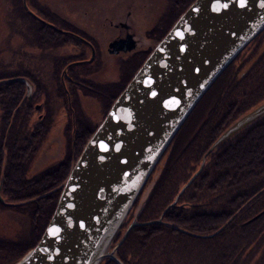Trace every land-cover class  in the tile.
<instances>
[{
    "label": "water",
    "instance_id": "1",
    "mask_svg": "<svg viewBox=\"0 0 264 264\" xmlns=\"http://www.w3.org/2000/svg\"><path fill=\"white\" fill-rule=\"evenodd\" d=\"M263 30L264 0H245L243 7L240 0H194L116 97L61 184L42 236L14 264H124L116 251L128 232L163 219L129 223L111 248L148 179L198 103ZM5 81L24 84L27 100L33 95L28 80ZM263 115L264 103L221 134L208 153Z\"/></svg>",
    "mask_w": 264,
    "mask_h": 264
},
{
    "label": "trees",
    "instance_id": "2",
    "mask_svg": "<svg viewBox=\"0 0 264 264\" xmlns=\"http://www.w3.org/2000/svg\"><path fill=\"white\" fill-rule=\"evenodd\" d=\"M20 8L24 11L22 6ZM36 29L41 35L42 43H49V38L54 36L57 39L55 40L57 43L55 42L53 45L59 47L68 42V39L62 41L63 36H58L57 33H53L47 28ZM53 48L55 46L49 49L51 50ZM70 57L77 58L78 56ZM58 65L61 71L63 69L62 62H59ZM69 67L67 68L69 69ZM89 72L93 71L90 69ZM133 72L128 75L126 74L123 80L124 82L118 85L117 92L112 96L113 101L132 79ZM21 76L29 79L34 85V88H39L37 95L45 93L40 91L37 80L31 79L25 74H21ZM67 81L70 84L72 79ZM227 83L225 81V84ZM216 84L209 89L205 97H203V101L201 100L206 103L205 105L211 106L213 102L215 104L220 102V85L219 82V86H216ZM70 87L72 88V86ZM23 90L24 85L20 82L9 84L7 82L5 86L0 88V91L6 92L5 100L0 102L3 114L2 124L4 125L1 135L3 136L15 108H19L14 116L15 122L19 120V126L18 130L13 134V137L17 140L21 139L22 136V139H25L23 140L24 145L27 144V147H21L20 140L16 142L9 141L7 144L9 165H7L8 172L5 175L4 185L2 186V195L13 202H21L17 209L23 207L21 214H24L33 223L35 222V225L38 227V233L31 241H26L25 239L23 241L20 240V242L13 246L3 243L0 240V264H14L37 244L44 232V228L50 221L49 219L52 216L60 194L61 184L67 178L72 166L71 163L81 155L80 153L86 145V142L102 122L100 120L99 123L92 122L89 124L84 118L80 122L76 120L75 135L73 142L70 144V147L72 144L74 145L73 153L75 154V159L71 157L69 148L68 152H70L64 159L51 165L50 169L46 172L29 178L26 171L28 170L29 163L32 161V154L38 149V144L47 137L51 122H49L50 113H48L49 115L47 114L40 122H37V124L29 128L28 121L32 105L27 103V105L23 104L22 109L18 106L24 95ZM74 91L75 95L79 92L75 88ZM47 94L49 95V93ZM260 100L258 99L255 102L258 103ZM111 104L110 102L107 107ZM198 106L190 114L178 134L195 117H199L200 110L204 113L208 109L207 107L203 109ZM253 106L254 103L250 108ZM24 108L28 110L24 112ZM250 108L249 106L245 107L237 114V117L242 116ZM237 117L224 120L217 128H208L200 136L197 135L196 137V134L192 135L188 142H182L177 148H174V143L178 137L177 134L174 138L175 140L169 146L166 154L167 157L163 164L164 172H166L164 177H166V180L169 179L166 182L170 185L166 189L169 195L170 189L176 188V181H180L183 178L188 179L194 170L200 166L201 158L211 144L220 138L224 130L230 128H227V125ZM2 143L1 141L0 145ZM168 159L170 162L166 166ZM205 159L202 174L184 191V194L181 195L178 201V206H173L166 211L162 222L150 225H139L128 232L125 238L126 240L116 251V257L123 261L124 264H169L167 260L170 263L174 261H178L179 263L183 260L182 264H193L195 261H191L193 260L192 258L190 260L184 256V259H181L180 257L173 256L174 253L176 251L183 252V250L184 253L188 252L187 249H193L198 244L197 241L199 239L197 240L196 235H211L221 228L214 237L210 238L214 243L218 242L216 245L214 243L210 245L214 248L217 257L229 254L231 258H228L229 262L227 264L231 262L233 264H239L235 260H238V258L242 259L246 250L251 247L253 248L254 264H260L264 260V248L262 247L264 246V115L232 134L230 139L215 147ZM146 202L147 204L136 215L137 222L156 220L155 216L162 210H160L158 205L153 204L150 199ZM184 202L188 204H183L179 207ZM157 204H160L159 201H157ZM259 213L263 214L257 218L256 216ZM123 230H125V222L114 238L115 240L113 242L115 244L120 240ZM23 233L25 232L23 231ZM115 244H112L111 248ZM255 247L260 248L254 250ZM167 254L173 258H166ZM250 258L251 255L243 263H248ZM100 264L115 263L104 260Z\"/></svg>",
    "mask_w": 264,
    "mask_h": 264
},
{
    "label": "rangeland",
    "instance_id": "3",
    "mask_svg": "<svg viewBox=\"0 0 264 264\" xmlns=\"http://www.w3.org/2000/svg\"><path fill=\"white\" fill-rule=\"evenodd\" d=\"M45 1L48 2V0H42L41 4L45 3ZM157 1H159L158 7H156L157 12H154L153 16L151 15V18L148 20L145 19L147 14L143 13V10L134 8L135 10L137 9L135 19H137L140 24H144V27H142L144 30L148 28L151 29L154 24L153 19H158L159 16L161 20L168 19L167 21L169 22L171 20L173 21V19H176L183 14L186 8L194 2V0H176V6L174 5L173 13L170 15V9L167 8L168 0ZM157 1L154 0L155 6ZM173 1L174 0H169L170 3H173ZM62 3L65 13L70 14L74 20L78 19L76 28L80 30L78 33L81 37L86 39L84 32L88 31L91 34H94L97 40L102 41H99V45H101V49H103V51L95 52V59H93L92 52L89 47L85 46V48H81L80 44H78L75 40H71L69 37H66L68 42L59 47L53 45L55 42L57 43V41H55L57 40L55 36L49 38V43H42L41 35L33 23H30V16L26 14V12L24 13L23 9L20 8V6H22V8L24 7L22 0H0V79H2L0 80V88L5 86V83H7L5 80L13 78H22L31 82L29 79L25 78V76L24 78L21 76V74H25L29 78L37 80L40 86V91L45 92L44 94L37 95L39 88L37 89V87H35L33 88V95H31L30 99L27 100L26 86L23 84L24 95L18 106L22 109L23 104L32 105L28 121L29 128L37 124V122H40L48 113H50V115H48L50 116L49 122H51V126L48 131V135L40 144H38V149H36V151L32 154V161L29 163L28 170L26 171L29 178L38 176L39 173L46 172L50 169L51 165L64 159L70 151L71 157L75 159V154L73 153L74 145L72 144L70 147L75 135V121L77 120L80 122L84 118L85 121L89 122V124L92 122L99 123L100 120H102L106 106L110 102L113 103L116 100H112V96L119 88L116 84H122L126 77L125 74H131L132 71L137 69L140 64L143 63L142 61L150 55V52L146 51L148 47H145L140 50L137 55H134L129 59L125 68H121V66L117 64L118 57L112 54H107V51H104V49L107 48L106 43L111 35L109 34L108 37L106 34H103L105 30L103 27L105 26L102 21L94 22L92 20V18L97 17V15L103 16L106 14V10H108L107 7H110V5L107 4L105 7H96L94 4H91L90 6L86 3L84 5H80L82 7L81 8L77 3H67V0H63ZM27 5H29L31 10L36 11V8L29 1ZM75 8L77 11L74 10ZM86 10L90 12V15H83L82 12ZM160 28H162V26ZM65 29L69 28L66 26ZM138 29L140 30V28ZM144 32L143 36L148 44L155 43V40H158L157 42H159L161 38H163V33H159L160 31L154 33L147 31ZM66 39H63L62 41H65ZM86 40H88V43L93 42L90 37ZM49 45L51 47L55 46V48L50 50L49 48L51 47ZM73 54H80V56L77 58L70 57ZM80 61H82V63H77ZM59 62H62L63 64V69H61V71L58 68ZM68 65L70 66V69L67 68ZM230 65L228 69L219 77L220 81L218 80L215 83H217L216 86L220 85L221 87L225 84V81L227 83L230 80L229 84L231 89L226 92L225 97L221 98L218 104L213 102V107H215L213 109L215 111H213L211 105L203 114H206L207 117L209 116L208 118L203 116V125L205 128L203 129L202 127L199 131L193 133L192 135L196 134L197 137V135L200 136V134L206 132L210 127H219L225 119L228 120L229 118L232 119L237 117V114H239L245 107L249 106L250 108L254 103L252 108L242 114V116L235 118V120L227 125V128H231L235 122L240 120L247 113H251L254 109L263 105L264 30L260 32V34L256 36L255 39L251 41L250 44L240 53L234 64ZM90 69L93 72H89ZM8 77L13 78L5 79ZM62 77L64 82H62ZM67 77L72 79L70 84L67 81ZM70 86H72V88ZM32 87H34L33 84ZM74 88L79 91L77 95H75ZM3 91H5V89H3ZM3 91H0V102L5 100L6 92ZM47 93H49V95ZM258 99L261 100L258 101V103L255 102ZM1 109L2 108L0 107V143L1 141L3 143L0 145V198L3 203H1L0 206V240H2L3 243L13 246L14 244L20 242V240L23 241L25 239L26 241H31L35 238L38 233V227L35 225V222L33 223L28 217L21 214L23 207L17 209V207L21 204L20 201L13 202L9 200V198L2 195V186L4 185L5 175L8 172L7 165H9L7 144L9 141L16 142L19 140L21 147H27V144L24 145L25 143L23 140L25 139H22V136L21 139L17 140L13 137V134L18 130L19 126V120L16 122L14 121L15 112H17L19 108H15L13 111V115L11 116L7 124L8 126L3 134L4 137L1 135L4 127L2 124L3 114ZM234 109H236L237 112L231 114ZM26 110L28 109H23L24 112ZM198 123L194 126V131L197 130L199 125ZM227 130H224V132ZM31 132L33 133V131ZM32 133L30 134L32 135ZM69 148L70 151L68 152ZM166 157L167 155L163 156L161 160L162 162L156 166L153 174L147 181V186L141 192L137 202L128 213V218L125 220V230L127 229L129 223L133 221L137 222L136 215L140 212L143 206L147 204L146 201H149V199L153 202V204L158 205L160 210L162 209L161 212L159 211V214L155 216L156 220H158L160 219V214L163 213L164 216L166 211L170 209V203H173L174 199H176L181 190L184 189L181 192L182 195L183 192L190 187L189 185L186 186L188 179H180V181H176L175 183L176 188L170 189L169 195L166 190L169 188L168 186H170L166 183L169 179L166 180V177H164L166 172H164L163 165ZM198 169L199 167H197L194 172ZM202 171L199 173V176L202 174ZM154 191L156 192L154 193ZM157 201H159L160 204H157ZM260 215L262 214L259 213L258 217ZM125 230H123V233ZM23 231L25 233H23ZM217 232L218 230L215 231V233ZM205 236L209 235L206 234ZM198 239L199 238H197V240ZM197 242V246L194 245L195 248L187 249L188 252L186 253H184V250L183 252L176 251L173 256L180 257L181 259H184L185 256V258H189L190 260L192 258L193 260L191 261H195L193 264H227V262H229L228 258H231L229 254L220 257L216 256L214 248L210 246L211 243L213 244L214 242L209 237L204 238L203 240L199 239ZM217 243L218 242H215L214 245ZM113 244L115 243L113 242ZM262 247L264 248V246ZM259 248L255 247L254 250H258ZM252 250L253 248H248V250H246L247 254L245 253L244 256H242V259L238 258V260L235 261H238L239 264H244L243 262L247 260L249 255H251L249 262L245 264H254ZM166 258L173 257L167 254ZM182 261L183 260L179 263L178 261L170 263L167 260L169 264H182ZM230 264H233V262ZM260 264H264V260Z\"/></svg>",
    "mask_w": 264,
    "mask_h": 264
},
{
    "label": "flooded vegetation",
    "instance_id": "4",
    "mask_svg": "<svg viewBox=\"0 0 264 264\" xmlns=\"http://www.w3.org/2000/svg\"><path fill=\"white\" fill-rule=\"evenodd\" d=\"M28 1L31 4L32 3L34 4L36 11L31 10L29 8V5H27ZM22 2H23V0H22ZM62 2H63V0H48V2L45 1V3L41 4L42 0H25L26 8H25V6L23 8H24V12H26V14H28L30 16V18H31L30 23H33L35 28H38V29L47 28V29L51 30L53 33L54 32L57 33L58 36H63V39H66V37H69L71 40H75L78 44L81 45V48H85V46L89 47L91 52H94L93 59H95V57H96L95 52L103 51V49H101V45H99V41L100 42H102V41L97 40L96 36L94 34L89 33L88 31L87 32L83 31V32H84L86 39H88L90 37L91 40H93L92 43H88V40L81 37V35L78 33L80 30L76 28V25L78 23V21H77L78 19L74 20L70 14L65 13V10H63V3ZM68 2H73L74 4L77 3V4H79V6L84 5L86 3H88L90 6H91V4H94L96 7H105V5H107V4L110 5V7H107L108 10H106V14H104L103 16L97 15V17H93L92 20L94 22L102 21V23L105 26V27H103L105 29L103 34L104 35L106 34L107 36L109 34L111 35L109 40L106 43L107 48L104 49V51H107V54H112V55L117 56L118 57L117 64L119 66H121V68L122 67L125 68L127 66L126 64L129 62V59L132 56L137 55V53H139L140 50L144 49L145 47H148L146 51L151 52L153 50V48L159 43V42H157L158 40H155L154 41L155 43H153V44L146 43L145 37L143 36V34L145 33L144 31H147L150 33L160 31L159 33H163V37H164L169 32V30L172 28L173 24L178 19V18H176V19H173V21L171 20L169 22V21H167L168 19L167 20L166 19L161 20V18L159 16L158 19L157 18L153 19L154 24H153V27L151 29L148 28V29L144 30L142 28V27H144V24L143 23L140 24L139 21L137 19H135V15L137 12L136 10L137 9L143 10V13L147 14L145 19L148 20L151 18V15L153 16L154 12H157L156 7H158L159 1L156 2V6L154 4V0H67V3ZM59 3H61V4H59ZM167 3H168L167 8L170 9V15H171L173 13V10H174L173 7H174V5L176 6L177 1L174 0L173 3H170L168 0ZM134 8H137V9L135 10ZM74 10H76V8ZM68 11H69V9H68ZM82 13L84 16H87L88 14L90 15V12L88 10L83 11ZM66 26L70 29H65ZM161 26H162V28H160ZM138 28H140V30ZM161 39H163V38H161ZM99 46H100V48H99ZM120 49H128V50L122 51ZM82 52H83V49H82ZM79 55L80 54H77V55L73 54L72 56L77 57ZM235 60H237V58ZM235 60H234V62H235ZM234 62L232 64H234ZM77 63H82V61L77 62ZM141 64H140V66H141ZM67 67H69V65ZM137 69L134 70L133 74L137 71ZM230 76L233 77L232 75H230ZM67 80H71V79L67 77ZM231 81H232V79H231ZM229 83H228V85L224 84L223 86L220 87V89H219V92H221L220 98H224L226 92H228V90L231 89V86ZM116 85L118 86L119 84H116ZM202 103H203V105L206 104L205 102H202ZM202 103H199L198 107L203 108V109L205 107H207L209 109L210 106H208V105L203 106ZM213 104H211L212 109L215 108V107H213ZM107 106L104 109L105 111H104L103 116L110 110L109 109L110 106L109 107H107ZM213 111H215V110L213 109ZM202 112L203 111L200 110L199 117H195L190 123H188V125L183 130H181V132L178 134V137L176 138L177 140L174 143V148H177L179 146V144H182V142H185V143L188 142L193 133H196L202 127L205 128L203 125L204 124L203 118L207 117V116H206V114L203 115L205 112L204 113H202ZM236 112H237V110L234 109V111L231 114L236 113ZM200 122H201V124H200ZM197 123L199 124L198 128H197V130L194 131L193 130L194 126ZM213 143L211 145H213ZM210 147L202 157L207 156L209 154L208 152L211 149ZM167 152L165 153V155L167 154ZM171 157H172V155H171ZM162 158H161V160H162ZM161 160H160V162H162ZM169 162L170 161L168 159L166 166L169 164ZM183 194H184V192H183ZM180 198H181V196L175 202L176 203L175 207L178 206V201ZM183 204H188V203L184 202V203L180 204L179 207ZM162 214H160V215H162ZM151 221H153V220H151ZM198 236L199 235H196V237L201 239V240H203L204 238H208V237H204V236H199V237Z\"/></svg>",
    "mask_w": 264,
    "mask_h": 264
},
{
    "label": "bare ground",
    "instance_id": "5",
    "mask_svg": "<svg viewBox=\"0 0 264 264\" xmlns=\"http://www.w3.org/2000/svg\"><path fill=\"white\" fill-rule=\"evenodd\" d=\"M214 85H215V84H214ZM214 85H213V86H214ZM213 86H212V87H213ZM212 87H211V88H212ZM211 88H210V89H211ZM205 158H206V156H204V157L201 158L202 161H201L200 166H199V169H200V167H201V165H202L201 171H202V169H203V167H204V164H205V161H206ZM199 169H198L196 172H193V173L191 174V176L188 178L187 185L191 186V184L193 183V181L195 180V178L199 175V174H197L198 171H199ZM172 201H173V200H172ZM171 203H172V202H171ZM171 203H170V205H171ZM175 205H176V203H174L173 206H175ZM173 206H171V207H173ZM169 207H170V206H169ZM171 207H170V208H171ZM150 224H153V223H150ZM150 224H149V225H150ZM213 237H214V236H213ZM211 238H212V237H211Z\"/></svg>",
    "mask_w": 264,
    "mask_h": 264
},
{
    "label": "snow or ice",
    "instance_id": "6",
    "mask_svg": "<svg viewBox=\"0 0 264 264\" xmlns=\"http://www.w3.org/2000/svg\"><path fill=\"white\" fill-rule=\"evenodd\" d=\"M244 3H245V0H240V5L243 7L244 6ZM223 7V8H227L228 7V4L225 3V4H222L220 6H217L215 7V11L219 12L220 11V8ZM153 95H156V93H153ZM81 227H83V225H81Z\"/></svg>",
    "mask_w": 264,
    "mask_h": 264
}]
</instances>
